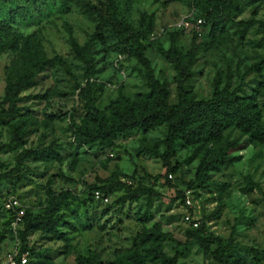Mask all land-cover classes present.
<instances>
[{"label": "rangeland", "instance_id": "rangeland-1", "mask_svg": "<svg viewBox=\"0 0 264 264\" xmlns=\"http://www.w3.org/2000/svg\"><path fill=\"white\" fill-rule=\"evenodd\" d=\"M104 1L0 0V22L11 27L0 30V100L7 66L14 73L24 66L9 48V32L38 40L46 61L19 94L26 97L16 101L17 112L0 123V144H7L0 150V172L12 169L19 176L0 180V260L19 248L4 207L7 197H16L32 217L41 215L48 192H63L64 204L56 212L61 214L59 223L47 231L26 233L28 264H132V256L141 264H169L171 259L173 264H216L215 249L226 252L231 264H264V142H253L231 125L216 142L199 149L175 137L167 158L168 176L162 157L164 122L100 142L79 141L77 130L86 118L77 98L84 63L67 44L66 29L82 45L97 23L87 7ZM221 1L115 0L116 18L137 28L141 13L152 15L151 30L140 42L153 77L168 90L167 103L176 101V73L158 47L166 49L173 34L176 52L183 58L194 35L198 49L183 89L195 99L207 98L214 86L240 98L252 97L264 124V0H235L223 24H195L194 16L206 19ZM101 31L103 38L92 51L91 97L94 109L107 114L110 101L133 102L146 95L148 87L131 49L106 27ZM14 122L17 141L10 139L9 124ZM226 141L239 144L227 154L232 161L206 170V187L191 191L192 206L186 210L199 219L193 229L181 219L185 208L174 198V190L193 187L198 164L206 154L222 151ZM48 146L52 150L44 152V159L31 154L15 161L21 150ZM119 182L132 188L143 184L153 193L123 199ZM102 186L107 202L90 195Z\"/></svg>", "mask_w": 264, "mask_h": 264}, {"label": "trees", "instance_id": "trees-1", "mask_svg": "<svg viewBox=\"0 0 264 264\" xmlns=\"http://www.w3.org/2000/svg\"><path fill=\"white\" fill-rule=\"evenodd\" d=\"M247 1L253 2L254 0ZM234 2L235 0H222L217 6L213 5L215 11L209 14L206 19L199 15L194 16V19L198 17L202 18L203 22L201 24H206L209 21L223 24L228 20V15ZM87 9L95 15L97 23L94 27V32L89 35L82 45H79L71 36L70 30L66 29L67 44L74 56L84 63V82L77 93V98L86 116L84 125L77 130L80 142H100L115 134L126 133L134 128L146 131L158 122H164L166 124V134L164 137L165 154L162 156L166 165L164 175L170 173L169 170L171 168L169 169L167 165V158L172 154L171 150L175 137H178L184 145L195 146V149H199L205 143L216 142L222 130L231 125L240 132L249 134L253 142H264V124L260 121V115L252 97L240 98L228 92L225 87L218 89L217 86H214L207 98L195 99L183 89L184 82L191 75L188 64L193 60L198 49L194 35L190 38L189 47L183 58H180L176 52L172 39L173 34H171L169 45L166 49L158 47L159 54L170 64L176 73V101L169 104L167 103L168 90L153 77L148 60L143 53L144 46L140 42L141 37L148 34L151 30L152 15L141 13L137 28H133L129 25H123L116 18L115 0H105L103 3H99V5L89 4ZM21 15L22 18L25 17L23 13ZM102 27H106L114 35L121 38L131 49V55L144 69L145 82L148 87L147 94L133 102L119 104L116 101H110L108 103L107 114L94 109L91 97L94 86L92 80H90L95 73L92 51L95 43L100 42L103 38ZM1 29L3 31H10L11 27L6 22H0ZM9 35V48L16 52L17 56L21 57L24 66L18 73H14L12 66H7L6 68L7 74L5 76L3 95L0 100V123L9 114L17 112L16 101L21 97H26L19 96V94L31 85L34 76L43 69L46 63L38 40L33 39L31 35L20 36L12 31L9 32ZM3 47L0 44V49ZM9 126L12 127L10 131L11 141H17L20 135L16 122L9 124ZM6 146L7 144H0V150L5 149ZM238 147L239 144L236 142L226 141L222 151H212L206 154L204 160L198 164L194 173L197 183L193 187L184 189H191L193 191L206 187L203 180L205 178V171L215 167L217 163L229 164L232 161V157L227 154ZM51 150L50 146L39 150L24 149L16 154L15 161L18 162L20 159L29 157L31 154L36 155L37 159H44V152ZM18 179L19 176L13 174L12 169L0 172V180ZM166 181L168 182V180ZM117 185L123 191V199H133L138 194L150 195L153 193L150 188L143 184H137L134 188L125 182H119ZM99 189L102 193L98 191L106 196V192H104L106 187L102 186ZM93 191H90L91 198ZM174 198H179L182 203L183 190H174ZM64 201L65 193L48 192L41 215L30 217L25 210L23 211L21 223L18 225L20 230L17 227L14 233L15 238L19 240L18 254L27 252L26 233L34 230L47 231L59 223L61 214H56V212L64 204ZM6 211L10 215V224L13 218V211ZM197 227L193 229H197ZM225 249L228 250V246H225ZM212 257L216 264H231L230 256L226 252L218 253V249L212 252ZM131 261L132 264H141L135 256L131 257ZM78 263L83 264L81 260ZM25 264L28 263L26 262ZM169 264H173L172 259Z\"/></svg>", "mask_w": 264, "mask_h": 264}, {"label": "built area", "instance_id": "built-area-1", "mask_svg": "<svg viewBox=\"0 0 264 264\" xmlns=\"http://www.w3.org/2000/svg\"><path fill=\"white\" fill-rule=\"evenodd\" d=\"M196 25H201L203 20L198 17L195 20ZM185 26H188L189 22L187 20L182 21ZM166 175L170 176V173ZM191 189H184L183 190V200L182 205L185 208V211L182 214V221L190 226V227H197L198 225V218H196L190 211L186 210L187 208H191L192 202L190 198ZM92 198L95 200H99L101 202H107V196L101 194L98 190H94L92 192ZM4 207L7 210L13 211V218L10 222L11 231L15 233L16 228L21 223V216L24 211V207L19 203L18 199L14 196H8L6 201L4 202ZM27 258V252H22L18 254V249H15L11 254H9L4 260H0V264H25Z\"/></svg>", "mask_w": 264, "mask_h": 264}]
</instances>
